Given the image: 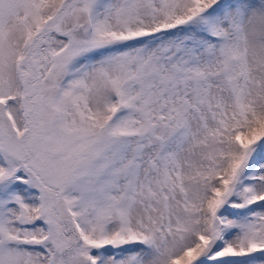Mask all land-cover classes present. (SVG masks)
Returning <instances> with one entry per match:
<instances>
[{
	"label": "snow or ice",
	"instance_id": "1",
	"mask_svg": "<svg viewBox=\"0 0 264 264\" xmlns=\"http://www.w3.org/2000/svg\"><path fill=\"white\" fill-rule=\"evenodd\" d=\"M0 264H264V0H0Z\"/></svg>",
	"mask_w": 264,
	"mask_h": 264
}]
</instances>
